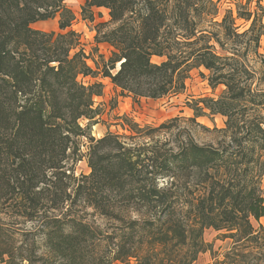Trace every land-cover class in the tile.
Returning <instances> with one entry per match:
<instances>
[{
	"label": "trees",
	"instance_id": "1",
	"mask_svg": "<svg viewBox=\"0 0 264 264\" xmlns=\"http://www.w3.org/2000/svg\"><path fill=\"white\" fill-rule=\"evenodd\" d=\"M218 3L86 0L82 9L91 21L93 7L109 10L110 20L98 26L110 28L98 29L96 39L114 48L101 73L121 95L139 100L182 92L190 72L204 67L210 85L225 89L217 98H201L196 116L203 109L226 116L229 141L200 144L189 136L166 148L155 133L170 125L145 134L129 124L153 144L139 150L112 132L90 137L91 172L73 178L66 166L78 151L77 138L86 136L80 120L100 114L96 98L104 85L79 79L94 73L79 32L32 24L59 16L66 30L75 14L65 0H0V200H18L19 215L36 222L33 238L0 247L3 263L193 264L206 250L208 227L225 230L236 243L264 246V76L249 60L264 58V5L251 10L250 2L237 3L218 20ZM239 19L248 25L243 31ZM154 56L164 59L154 62ZM189 170L204 184L182 204L174 187ZM161 177L173 178L171 185L160 186ZM110 199L135 203V216H123ZM82 202L124 225L111 238L99 234L77 213ZM110 239L114 247L105 256Z\"/></svg>",
	"mask_w": 264,
	"mask_h": 264
},
{
	"label": "rangeland",
	"instance_id": "2",
	"mask_svg": "<svg viewBox=\"0 0 264 264\" xmlns=\"http://www.w3.org/2000/svg\"><path fill=\"white\" fill-rule=\"evenodd\" d=\"M66 4L72 8L75 18L72 24L66 30H61L59 27V16L48 19L46 21H38L32 24V27L45 31L65 32L67 30H75L80 34V46L89 55L87 59L88 65L93 69V74L84 76L80 75L79 79L86 84L101 82L103 93L98 99V109L100 114L94 119L83 117L80 121L83 127L86 128V136L77 138V153H72L67 161V171L71 173L73 178H80L82 175H88L91 172L89 166V152L92 144L90 137L99 139L112 132L119 136L120 140L128 146L136 149H146L149 142L152 143L151 137L138 135L129 127L132 124H137L142 128L141 133L147 134L148 127H157L162 124L170 125L156 132V139L160 140L159 146L164 145L166 148L181 144L183 141H188V137H192L200 144L213 143L217 145L222 141H229V136L223 131L227 117L222 114H213L208 109H203L202 115L196 116L194 107L201 98L213 97L217 98L225 89L224 85H219L213 88L208 80L209 71L204 67L194 68L186 80V87L182 92L173 93L166 97L152 99L140 98L134 100L131 96H123L120 94V89L117 88L109 77L102 76L101 68L104 60H107L113 51V47L106 42H97L96 35L98 29L107 30L110 26H102L99 28V23H107L110 20L109 10L105 7H93L95 12L94 20L91 21L84 15L83 5L86 0H65ZM221 7V15L228 8L236 9L237 3L250 2L251 10L256 9V5L261 2L264 5V0H217ZM240 26L239 30L243 31L248 25L243 19L237 20ZM79 30V31H78ZM75 52L72 51V53ZM261 54H264V36L261 39ZM164 58L154 56V62H161ZM251 68H254L258 77L264 76V58L260 56H251L249 58ZM263 73V74H261ZM259 80L256 79L255 84ZM254 84V85H255ZM264 88V85L261 86ZM203 106L202 103L198 104ZM127 118V119H126ZM155 140V139H153ZM72 178V181L74 180ZM173 179V178H172ZM171 178L161 177L158 183L162 187L171 185ZM203 177L192 171H185L176 180L177 186L174 187L180 195V202L186 204V197L191 196V192L196 188H203L201 183ZM202 184V185H201ZM261 189L264 190V176L261 182ZM179 197V196H178ZM116 200H109L115 210H119L126 217L135 216L134 208L136 204L133 202L116 204ZM19 201H9L3 203L0 200V247L6 248L15 242L34 237V228L36 222L28 220L20 216ZM77 213L85 222L91 226L97 227L99 234L113 237L118 233V228L124 225L120 219H110L102 214L93 206H88L82 202L76 209ZM256 228L259 227V222L252 220ZM263 222V219H261ZM225 230H216L213 227L205 228L203 240L206 250L199 254V257L193 264H229L230 262H238L239 264H264V246L260 243L248 242L242 239L235 242L234 239L224 237ZM264 244V238L260 240ZM10 244V245H9ZM105 256H110L114 245L110 239L106 243ZM0 264H5L0 258ZM115 264V263H114Z\"/></svg>",
	"mask_w": 264,
	"mask_h": 264
},
{
	"label": "crops",
	"instance_id": "3",
	"mask_svg": "<svg viewBox=\"0 0 264 264\" xmlns=\"http://www.w3.org/2000/svg\"><path fill=\"white\" fill-rule=\"evenodd\" d=\"M79 31V30H78ZM118 88V87H117ZM96 99H98V98H96Z\"/></svg>",
	"mask_w": 264,
	"mask_h": 264
}]
</instances>
